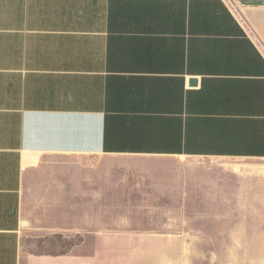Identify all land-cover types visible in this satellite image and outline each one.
<instances>
[{
	"label": "crops",
	"instance_id": "0c3cea01",
	"mask_svg": "<svg viewBox=\"0 0 264 264\" xmlns=\"http://www.w3.org/2000/svg\"><path fill=\"white\" fill-rule=\"evenodd\" d=\"M233 1L0 0V264H133L181 160H264V0Z\"/></svg>",
	"mask_w": 264,
	"mask_h": 264
},
{
	"label": "rangeland",
	"instance_id": "374dc122",
	"mask_svg": "<svg viewBox=\"0 0 264 264\" xmlns=\"http://www.w3.org/2000/svg\"><path fill=\"white\" fill-rule=\"evenodd\" d=\"M181 161L192 183L159 203L158 237L133 264H264V160Z\"/></svg>",
	"mask_w": 264,
	"mask_h": 264
},
{
	"label": "water",
	"instance_id": "95a60500",
	"mask_svg": "<svg viewBox=\"0 0 264 264\" xmlns=\"http://www.w3.org/2000/svg\"><path fill=\"white\" fill-rule=\"evenodd\" d=\"M196 83V81H194Z\"/></svg>",
	"mask_w": 264,
	"mask_h": 264
}]
</instances>
